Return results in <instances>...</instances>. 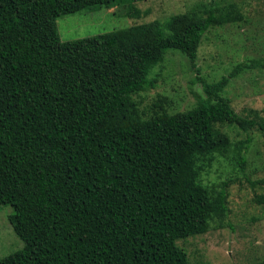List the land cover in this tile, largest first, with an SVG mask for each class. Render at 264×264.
<instances>
[{
	"label": "trees",
	"instance_id": "16d2710c",
	"mask_svg": "<svg viewBox=\"0 0 264 264\" xmlns=\"http://www.w3.org/2000/svg\"><path fill=\"white\" fill-rule=\"evenodd\" d=\"M146 0H0V205L25 243L0 264H191L179 239L203 235L230 213L231 182L205 183L232 146L225 126L257 130L224 97L231 79L264 58L202 83L195 105L146 115L137 99L155 87L170 50L197 70L211 28L245 19L236 3L62 41V15ZM226 106L234 120L215 110ZM251 138L231 161L243 171ZM264 203V197L260 198Z\"/></svg>",
	"mask_w": 264,
	"mask_h": 264
},
{
	"label": "rangeland",
	"instance_id": "374dc122",
	"mask_svg": "<svg viewBox=\"0 0 264 264\" xmlns=\"http://www.w3.org/2000/svg\"><path fill=\"white\" fill-rule=\"evenodd\" d=\"M211 3L219 6L236 3L245 19L211 28L206 33L198 50L197 70L191 69L188 59L180 52L168 51L165 62L150 75L155 87L137 97L146 115L157 109L161 97L168 98L164 106L173 113L195 105L196 94L203 92L197 78L216 81L238 63L264 58V0H146L135 3L143 13L139 18L128 16L127 6H118L62 15L57 26L62 41H74L206 9ZM224 97L241 115L264 118V69L254 68L231 79ZM221 113L227 121L235 119L226 106L216 109L215 117ZM223 131L232 139L228 158H218L203 178L209 184L231 182L230 213L223 223L213 221L207 233L179 239L177 244L187 252L191 264H264V203L260 202L264 197V139L257 130L245 132L225 126ZM249 137L246 167L241 171L231 159L237 156L236 144ZM13 212L11 206L0 205V260L25 247L9 222Z\"/></svg>",
	"mask_w": 264,
	"mask_h": 264
}]
</instances>
